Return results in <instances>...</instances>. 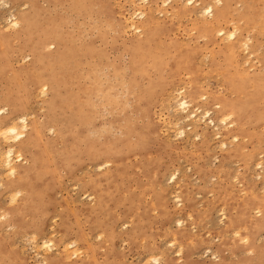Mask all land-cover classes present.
<instances>
[{"label":"rangeland","instance_id":"obj_1","mask_svg":"<svg viewBox=\"0 0 264 264\" xmlns=\"http://www.w3.org/2000/svg\"><path fill=\"white\" fill-rule=\"evenodd\" d=\"M161 1L0 0V110L39 130L0 170V264H264V0H223L205 40Z\"/></svg>","mask_w":264,"mask_h":264},{"label":"bare ground","instance_id":"obj_2","mask_svg":"<svg viewBox=\"0 0 264 264\" xmlns=\"http://www.w3.org/2000/svg\"><path fill=\"white\" fill-rule=\"evenodd\" d=\"M137 1V0H136ZM142 1H147V0H142ZM157 0H151V3L153 4V3H155ZM163 1V0H162ZM162 1H161V3H162ZM223 0H212L211 1V3H207L205 6H203V7H198L197 8V6L200 4V3H198V2H201V0H186V5H195V6H193V7H191V8H188V7H186V5L183 7V10H184V12H187V11H194L195 13H199V14H202L201 16H203V15H206V17H210L211 19H210V21H207L205 18H203V27H202V33L204 34L203 36H200V37H204L203 39L205 40L208 36H210V35H212L211 34V31H212V29L214 28V25L213 24H215V25H219L221 22H223V20H224V13H223V9H220V8H218L217 7V5H219V4H223V2H222ZM225 2L227 1L228 2V0H224ZM139 2V1H138ZM137 2V3H138ZM166 2H168V1H166ZM164 3H165V1H164ZM183 3V2H182ZM195 3H198V4H195ZM133 6V5H132ZM155 6H156V4H155ZM147 9V8H146ZM138 11V13H136L135 12V14H133L134 16H136V17H144L145 18V15H144V13H143V11H141V10H137ZM156 12V11H155ZM11 16V15H10ZM198 16V15H197ZM12 17V16H11ZM135 17V18H136ZM241 17H244V14L243 15H241ZM138 19V18H137ZM132 20V19H131ZM145 20V21H144ZM143 21V26H141L140 28L143 30L142 31V33H143V36L145 37V39L146 40H149L148 38H149V32H150V29H149V27H151V25H152V23H151V21H150V19H148V18H145ZM126 21V20H125ZM119 23V22H118ZM11 25H10V27H12V26H15V27H20V22H18V21H16V20H14L13 22H11L10 23ZM9 25V24H8ZM27 24L25 23V26H26ZM132 26V25H131ZM134 26V25H133ZM9 27V26H8ZM106 27V26H105ZM135 27V26H134ZM14 28V27H13ZM21 28H23V25L21 26ZM104 28V27H103ZM236 28V27H235ZM234 28V29H235ZM135 29V28H134ZM137 29V28H136ZM236 30H237V28H236ZM117 31V30H116ZM217 34L219 35V36H221V37H223V39H227V40H231V39H235V31H232L231 30V32L230 33H228V34H226L224 31H223V29H219L218 30V32H217ZM140 35V34H139ZM207 36V37H206ZM225 37V38H224ZM212 38H214L213 36H212ZM222 39V38H221ZM208 40H210V39H208ZM207 40V41H208ZM226 40V41H227ZM211 41H213V40H211ZM210 42V41H209ZM209 42H208V44H209ZM132 43V42H131ZM212 43V42H211ZM246 49L248 48V45L246 44V43H244V44H242ZM147 47V46H146ZM2 48V47H1ZM150 51V50H149ZM158 52V51H157ZM56 53H60V51L58 50ZM144 53V52H143ZM138 54V53H137ZM136 55V54H135ZM144 55H146V54H144ZM151 55H152V53H151ZM150 55V56H151ZM57 56H59V55H57ZM134 56V55H133ZM147 57H148V55H147ZM145 58H146V56H145ZM152 59V58H151ZM181 59V58H180ZM180 59H175V60H173V63H172V66H171V68H172V70L173 71H179L180 72V70L181 69H183V65H182V61L180 60ZM148 60V59H147ZM180 60V61H179ZM145 63H147V62H145ZM144 63V64H145ZM143 64V65H144ZM147 65H150V64H148L147 63ZM147 65H144V66H147ZM130 66L132 67V68H139V67H142L140 64H136L135 62H131V64H130ZM127 69V68H126ZM55 71V70H54ZM176 73V72H175ZM138 74V73H137ZM45 86V85H44ZM156 86V85H155ZM154 86V87H155ZM42 87L43 86H41V92L40 93H42V90L44 89H42ZM198 88V87H197ZM45 91V90H44ZM44 91H43V93H44ZM183 92V91H182ZM58 93V92H57ZM178 94V93H177ZM42 95V94H41ZM43 95H45V94H43ZM70 95V94H69ZM192 95H193V93H185L184 95H183V98H180L179 100H177V99H175V104L173 103V105L171 106L172 108L171 109H173L174 110V112H181V113H184L185 114V119H187L188 121H190L191 122V124L193 125V124H196L197 122H203L204 124H206V125H211V126H213V128L214 127H216L217 128V126H216V123H215V121L213 120V118L211 117V112H210V110H205L204 112L203 111H201V113L200 114H196V111H198L199 110V108H197V109H195L196 111H189V107H190V105L192 104V102L197 98V96H193L192 97ZM182 96V95H181ZM114 97V96H113ZM178 97V96H177ZM202 97V96H201ZM73 100V99H72ZM71 100V101H72ZM246 101V100H245ZM251 101V100H250ZM104 102V101H103ZM250 104V103H249ZM248 104V105H249ZM254 104V103H253ZM217 108H219L220 110H218L216 113L218 114V115H220V119L217 121V122H219V124H222V126H226V123H227V121H229V119L231 118V113H226V110H229L228 108V106L227 105H222V106H220V107H217ZM243 108V107H242ZM190 109H192V108H190ZM204 109V108H203ZM245 110V109H244ZM5 111H6V109H5ZM189 111V112H188ZM200 111V110H199ZM173 112V111H172ZM229 112V111H228ZM4 114V110H0V141L1 142H4V144H8L7 145V148H6V150H3V151H1V148H0V170H2V171H6V172H8V174H10V175H12L13 176V174H15V171H16V167H15V162H14V155H15V151H16V149H17V151H16V153L18 152L19 153V155L17 156V161H20L21 159V154L22 153H24V152H28V149L29 148H31V149H33L34 147H36L37 146V141H38V139H39V130L36 128V127H31V130H30V132H28V133H25V128H26V124H27V121H26V118H23V116H21V118L20 117H12V116H4L3 115ZM233 114H234V116H235V113H234V111H233ZM240 115V114H239ZM260 115H261V113H260ZM24 117H25V115H24ZM16 118V119H15ZM184 119V118H183ZM242 119V118H241ZM178 120V119H177ZM231 120V119H230ZM6 121H9V123L8 122H6ZM176 121V120H175ZM243 121V120H242ZM254 121H255V119H254ZM179 123V122H178ZM202 123V124H203ZM232 123V122H231ZM231 123H229V124H231ZM177 124V123H176ZM176 124H174V125H176ZM190 124V123H189ZM228 125V124H227ZM177 128V127H176ZM223 128V127H222ZM190 129V128H189ZM224 129H225V127H224ZM51 131H52V128H51ZM178 131V134L179 135H184L185 134V132L181 129V128H179V130H177ZM95 132V131H94ZM192 133V132H191ZM197 133V132H196ZM92 134V133H91ZM177 134V135H178ZM198 134V133H197ZM225 134H226V132H225ZM124 135V134H123ZM195 136H196V134H195ZM176 137V136H175ZM235 139H236V137H234ZM132 139V138H131ZM41 140V139H40ZM222 143V142H221ZM224 143V142H223ZM2 144V143H1ZM17 153V154H18ZM92 156H94V155H88V157L89 158H91ZM16 160V159H15ZM106 164H108V163H106ZM259 164V163H258ZM2 168V169H1ZM103 168V167H102ZM97 169V168H96ZM5 174H7V173H5ZM15 176H17V175H15ZM24 176H26V175H24ZM18 177V176H17ZM31 179V178H30ZM16 182V181H15ZM1 184V183H0ZM15 186V185H14ZM16 192H18V191H16ZM15 193V192H14ZM13 193V194H14ZM13 194H10V196L12 195L13 196ZM18 195H19V193H18ZM17 195V196H18ZM10 196H9V198H10ZM14 196H15V194H14ZM89 199V198H88ZM177 199H178V196H177ZM10 200V199H9ZM12 200V203H14L13 201V199H11ZM175 200V199H174ZM179 200V199H178ZM11 204V203H10ZM73 207V206H72ZM221 212V211H220ZM4 215H5V213H3ZM224 215V214H223ZM1 216V215H0ZM2 218V217H1ZM181 223V222H180ZM225 226V225H224ZM235 231H237V230H235ZM243 232V231H242ZM235 235V234H234ZM242 235V234H241ZM101 236V235H100ZM236 236V235H235ZM32 238H33V240H34V236H32ZM241 238V237H240ZM244 238V237H243ZM173 239V238H172ZM171 239V240H172ZM31 240V242H32V239H30ZM71 241V240H70ZM74 241V240H73ZM35 242V241H34ZM34 242H32V243H34ZM49 242H51V241H49ZM49 242H43L42 244H40L39 246H40V248L42 247V245H43V247H46L47 245H49ZM75 242V241H74ZM71 243V242H70ZM175 243V242H174ZM51 244H52V242L50 243V245L48 246V247H50L51 246ZM72 244V243H71ZM71 244H69V241H68V244L67 245H71ZM35 245V244H34ZM38 246V247H39ZM173 246V245H172ZM66 247V246H65ZM64 247V248H65ZM68 247V246H67ZM76 247V246H75ZM74 247V248H75ZM69 248V247H68ZM73 248V250H75ZM46 249V248H45ZM50 249V248H49ZM66 249V248H65ZM180 250V249H179ZM79 251V250H78ZM77 250H75L74 252H75V254H76V252H78ZM178 252H180V251H178ZM72 253V252H71ZM177 253V252H176ZM78 254V253H77ZM65 258H67V257H65ZM149 258H151V256L149 257ZM148 258V260H150ZM154 258V257H153ZM217 258V257H216ZM152 260H154V259H152Z\"/></svg>","mask_w":264,"mask_h":264}]
</instances>
